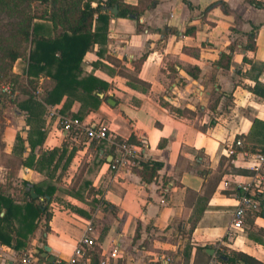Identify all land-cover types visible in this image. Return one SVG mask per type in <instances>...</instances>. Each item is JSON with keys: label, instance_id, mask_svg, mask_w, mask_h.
Returning <instances> with one entry per match:
<instances>
[{"label": "crops", "instance_id": "1", "mask_svg": "<svg viewBox=\"0 0 264 264\" xmlns=\"http://www.w3.org/2000/svg\"><path fill=\"white\" fill-rule=\"evenodd\" d=\"M121 1L147 7L135 19L114 14L105 44H94L84 55L83 70L107 82L108 89L100 94L103 101L98 109L82 122L103 125L124 140L137 131L143 142L135 144L140 164L110 170L111 149L101 147L97 158L102 162L87 176L88 187L99 194L76 196L57 189L49 205L51 217L38 221L22 249L0 244V264L16 262L23 251H43L45 245L54 262L64 264L87 222L94 228L95 244L88 251L92 264L113 247L119 264H162L165 256L173 264H205L211 258L222 264L216 256V248L222 247L241 250L264 263L262 214L247 215L243 229L235 234L228 230L237 184L251 181L246 160L238 151L230 156L231 166L218 167L236 138L247 150L264 147V97L252 91L255 85L264 91V0H254L263 7L248 0ZM213 2L224 3L227 11L220 4L208 9ZM188 28L191 31L186 33ZM43 32L50 34L51 27L44 24ZM252 33L254 47L246 49ZM223 53L231 56L227 68L220 66ZM175 60L198 67V77H191ZM21 67L25 69L26 62ZM132 80L144 89L131 87ZM38 83L43 92L53 85L43 77ZM163 103L189 113L179 114ZM79 108L75 101L71 111ZM57 126L44 115L42 150L60 147L68 138ZM74 144L77 150L60 181L64 188L70 187L96 150L89 140L74 139ZM152 161L160 168L148 182L135 169L143 170L141 164ZM17 168L20 182L42 177L28 167ZM259 190L256 194L264 198V184ZM96 198L111 207H101ZM204 246H212L214 254Z\"/></svg>", "mask_w": 264, "mask_h": 264}, {"label": "trees", "instance_id": "2", "mask_svg": "<svg viewBox=\"0 0 264 264\" xmlns=\"http://www.w3.org/2000/svg\"><path fill=\"white\" fill-rule=\"evenodd\" d=\"M30 1L0 0V28H2L0 32V104L5 101L6 97H10L20 111V115L24 116L25 127H27L24 130V136L17 134L16 143L11 152L17 157L18 166L28 167L42 176L40 180L32 183L22 180V196L19 197L0 188V244L14 249H22L25 246L41 218L47 221L51 217L49 205L57 189L66 190L76 196L84 193L89 196L90 193L97 192L92 187H88L91 182L87 176L93 170V166L96 167L102 162L97 158L101 147L108 146L112 157H116L114 148L107 142L91 140L84 134L73 131L67 133L68 138L60 147L42 150L41 144L45 137L43 130L45 107L34 97L27 85L37 86L40 77L52 80V87L43 92L44 101L48 104L59 105L60 112L64 116L83 121L82 119L90 111L98 109L103 101L100 94L105 95L108 89L107 82L83 70L84 55L91 50L94 44H105L109 20L114 15L111 9L117 7L116 16L118 17L134 15L138 18L147 7L125 4L121 0H34L36 8L33 11L30 10ZM248 1L256 6H262L260 2ZM218 4L224 11H227L222 2H213L207 8ZM2 16H6L9 20L3 22ZM44 24L51 27L50 34H44ZM190 31V28L185 30L186 33ZM253 47L252 33L248 37L246 49H253ZM103 51L104 48L98 50L97 53L101 55ZM144 57L145 54L140 58V62ZM18 59L26 62V68L21 73L14 74L11 71L12 66ZM176 61L191 77H198L200 73L198 67ZM230 61L231 56L223 53L220 66L227 68ZM169 69L173 73L176 72L172 67ZM6 85L10 86L9 91L4 90ZM129 85L144 89L137 80L130 81ZM252 91L264 97V91H261L258 85H255ZM75 101L80 103V108L76 113L71 111ZM163 105L179 114L189 113L188 110L175 108L168 103H163ZM74 139L80 142L89 140V146L96 147V150L90 160L84 161L70 187L64 188L60 181L77 150ZM126 141L134 145L143 144L142 138L135 130ZM0 154L10 156L3 153L1 142ZM104 159L105 156H103V161ZM231 161L232 157L222 156L218 167L223 163L231 166ZM149 163L152 166L148 167ZM141 166L143 170H135L140 171L142 179L150 182L158 175L159 162H144ZM29 185H32L37 195L35 198L31 196L28 189H25ZM259 195L256 194V197L261 203L264 198H259ZM94 201L103 208L111 207L99 198ZM67 207L72 211H77L73 206L67 205ZM2 211H4L3 214H1ZM261 214L260 209L253 215L261 216ZM250 236L259 241V238ZM190 246L187 243L184 248L187 258L191 250ZM204 247L212 248V246ZM25 252L23 251L20 256ZM216 254L219 255L218 261L222 264H264L241 250L228 247L216 249ZM37 256L40 260L48 262L40 255L37 254ZM60 264L63 263L60 262Z\"/></svg>", "mask_w": 264, "mask_h": 264}, {"label": "built area", "instance_id": "3", "mask_svg": "<svg viewBox=\"0 0 264 264\" xmlns=\"http://www.w3.org/2000/svg\"><path fill=\"white\" fill-rule=\"evenodd\" d=\"M5 91L10 90V86L4 87ZM34 97L45 107V118L55 120L60 133L67 134L70 131L84 134L91 140H102L111 145L116 157H112L109 168L118 171L126 166H138L140 164V149L134 144H130L124 139H120L115 133L103 125H90L77 118L64 116L57 104H48L43 99V89L38 83L31 90ZM239 154L246 160V168L252 173L251 181L238 183L236 193V206L233 211L229 232L235 234L243 229L247 215H253L260 210V201L256 198V193L260 192V185L264 184V147L253 151L247 150L243 141L236 138L233 144L226 148V155ZM93 224L87 222L84 232L80 237L70 257L64 264H92L89 249L94 246ZM217 249V248H216ZM10 264H60V261L48 263L39 259L34 251L23 253L16 262ZM95 264H119V255L115 247L103 253ZM162 264H173L169 256L163 258ZM205 264H217L215 258H211Z\"/></svg>", "mask_w": 264, "mask_h": 264}, {"label": "rangeland", "instance_id": "4", "mask_svg": "<svg viewBox=\"0 0 264 264\" xmlns=\"http://www.w3.org/2000/svg\"><path fill=\"white\" fill-rule=\"evenodd\" d=\"M36 8V2L34 0L30 1V10ZM3 22L9 20L6 16H2ZM14 20V19H11ZM0 32H2V28H0ZM6 35L8 33H5ZM22 63L23 60L18 59L14 62L12 66V73L17 74L21 73L23 67ZM28 89L32 90V85H27ZM0 138L3 148V153L6 155H10L9 157L0 154V188L8 193H12L15 196H22L21 192L23 189V185L20 182V178L18 177L17 171V157L12 154L13 146L15 145L16 136L20 133L24 136L25 130V121L24 116L20 115V111L16 107L15 103L13 102L10 97H6L5 101L0 104ZM43 230V229H42Z\"/></svg>", "mask_w": 264, "mask_h": 264}, {"label": "water", "instance_id": "5", "mask_svg": "<svg viewBox=\"0 0 264 264\" xmlns=\"http://www.w3.org/2000/svg\"><path fill=\"white\" fill-rule=\"evenodd\" d=\"M111 12H112L113 14H116V13H117V7L115 6L113 9H111ZM130 18L135 19L136 16L131 15ZM111 159H112V157H110V158L108 159V161L110 162ZM26 189L29 190V192H30V194H31V196H32L33 198H35V197L37 196L36 193H35V191H34V189H33V187H32L31 185H29ZM262 217L264 218V200L262 201ZM205 251H206L208 254H210V255L214 254V249H213V248H206ZM34 252H35L36 254L40 255L41 257L45 258L49 263H53L54 260H55V257H54L53 255L49 254V252H50V248H49L47 245H45V246L43 247V251H41L40 249H35ZM216 256L219 258V255H218V254H216Z\"/></svg>", "mask_w": 264, "mask_h": 264}]
</instances>
